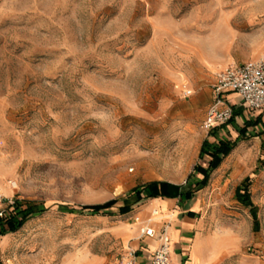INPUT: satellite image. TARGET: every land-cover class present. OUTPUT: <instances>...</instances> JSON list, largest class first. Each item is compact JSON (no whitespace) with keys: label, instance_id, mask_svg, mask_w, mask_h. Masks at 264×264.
Returning <instances> with one entry per match:
<instances>
[{"label":"rangeland","instance_id":"374dc122","mask_svg":"<svg viewBox=\"0 0 264 264\" xmlns=\"http://www.w3.org/2000/svg\"><path fill=\"white\" fill-rule=\"evenodd\" d=\"M261 59L264 0H0V197L7 214L35 207L0 235V264H120L142 201L118 207L153 180L194 187L202 142L233 140L203 128L217 73ZM254 135L194 195L202 264H264ZM245 178L251 206L235 198ZM112 199L111 213L80 210Z\"/></svg>","mask_w":264,"mask_h":264},{"label":"crops","instance_id":"0c3cea01","mask_svg":"<svg viewBox=\"0 0 264 264\" xmlns=\"http://www.w3.org/2000/svg\"><path fill=\"white\" fill-rule=\"evenodd\" d=\"M226 99L228 103L233 105L240 111V113L234 117L233 122L219 126L220 130H223L226 127V130H230L233 140H235L239 137V129L244 127L246 122L249 121L253 123L259 119L257 124L247 127L246 135L250 136V134H256L252 136V139H256L258 142H260L261 139L264 140V110L251 112L246 109L241 104V100L236 93L226 94ZM238 118L240 121H238ZM229 126L232 129H229ZM216 135L218 138L216 140L213 139L216 143L219 140L232 139L229 136L221 137L219 130H217ZM208 141H211L210 137L208 138ZM244 141L245 140H242V142ZM232 151L222 160L218 168L211 173L209 178L211 185H217L221 182L224 171L229 168L228 160ZM202 159V164H199L203 167H207L210 157L205 155ZM195 174L200 175L198 173ZM201 189L197 190L194 195ZM194 195L189 200H185L184 197H158L144 200L142 201L140 210L137 212L142 221L151 219V226H153L156 231H159L164 225H168L172 264H202L206 261L205 254L200 252L201 245L206 238V233L203 232L205 221L202 216L198 215L202 199L196 198L195 200ZM189 213H193V215H190ZM137 233L139 234L138 229ZM158 245L159 242L156 238L146 236L141 239L138 238L136 247L139 255L138 264H148L150 254L158 247Z\"/></svg>","mask_w":264,"mask_h":264},{"label":"built area","instance_id":"2783aa9c","mask_svg":"<svg viewBox=\"0 0 264 264\" xmlns=\"http://www.w3.org/2000/svg\"><path fill=\"white\" fill-rule=\"evenodd\" d=\"M212 88L214 100L207 107L203 121V128L206 130L223 125L232 117V107L226 99L228 93H236L241 104L250 111L264 110V60L227 66L217 73ZM5 215L0 197V217ZM134 220L138 226L139 239L146 236L156 238L159 242L158 247L150 254L148 264H172L168 225L156 231L151 226V219L142 221L136 214ZM138 257V250H128L121 256L120 264H138Z\"/></svg>","mask_w":264,"mask_h":264},{"label":"trees","instance_id":"16d2710c","mask_svg":"<svg viewBox=\"0 0 264 264\" xmlns=\"http://www.w3.org/2000/svg\"><path fill=\"white\" fill-rule=\"evenodd\" d=\"M230 104V103H229ZM232 107V117L225 124L231 123L234 121V117L240 113L233 105ZM259 122L257 119L255 122H246L244 127L239 129V137L233 141L231 140H219L217 143H209L207 140H204L200 147L199 157L202 158L205 155L210 157L207 167H203L200 164H195L193 167V172L200 174L202 177L200 180L195 182L194 187H184L181 185L173 184L168 181H150L146 184L136 187L133 190V196L131 203H125L118 207L119 214H126L132 209V204L139 203L144 200L153 199V198H177L184 197L185 200H189L193 197L194 193L205 187L209 181L211 173L218 168L222 160L236 147L239 139L246 140L248 136L246 135V129L250 125H255ZM222 126V125H220ZM217 127L211 129V132L214 133ZM248 178H245L242 184L236 187L235 189V198L238 202L244 204L245 206H251V195L249 192V184L247 183ZM116 199L109 200L102 204H93V205H83L80 207L81 211H87L92 213H111V208L115 205ZM11 211L6 213L4 217H0V235L6 233L15 232L20 229L29 217L34 212V205L32 203H20L17 200H14L10 205ZM72 209V208H71ZM193 215V213H189Z\"/></svg>","mask_w":264,"mask_h":264}]
</instances>
